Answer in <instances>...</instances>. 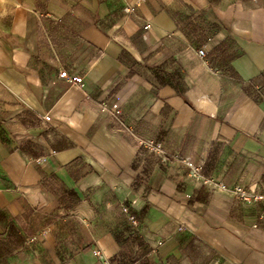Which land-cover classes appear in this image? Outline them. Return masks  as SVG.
Returning a JSON list of instances; mask_svg holds the SVG:
<instances>
[{
	"label": "crops",
	"instance_id": "obj_1",
	"mask_svg": "<svg viewBox=\"0 0 264 264\" xmlns=\"http://www.w3.org/2000/svg\"><path fill=\"white\" fill-rule=\"evenodd\" d=\"M251 244L264 0H0V264H257Z\"/></svg>",
	"mask_w": 264,
	"mask_h": 264
},
{
	"label": "built area",
	"instance_id": "obj_2",
	"mask_svg": "<svg viewBox=\"0 0 264 264\" xmlns=\"http://www.w3.org/2000/svg\"><path fill=\"white\" fill-rule=\"evenodd\" d=\"M125 9H126V11H128V12H130V11L133 10V8L130 7V6H126ZM149 26H150V24H148V25L146 26V28H148ZM199 54L201 55L202 58L206 59L207 54H206V52H205L204 49L199 50ZM74 81H76V82H78V83H81V82H82V81H81V78H80V77H77V76L74 77ZM144 145H145V146H146L151 152H153V153H155V152H162V144H161V143H157V142H155V141H153V140H150V141L145 142ZM176 157L180 158V156H179L178 154L176 155ZM180 159H182V158H180ZM183 161H185V162L191 167L192 171L197 172V173L201 172V167H200L199 165L190 162L188 159H184ZM241 197H242V199L245 200V201H250V200H252V196H250V195H248V194H246V193H243V192H241ZM253 198L256 199V200H261L263 197H261V196H255V197H253Z\"/></svg>",
	"mask_w": 264,
	"mask_h": 264
},
{
	"label": "water",
	"instance_id": "obj_3",
	"mask_svg": "<svg viewBox=\"0 0 264 264\" xmlns=\"http://www.w3.org/2000/svg\"><path fill=\"white\" fill-rule=\"evenodd\" d=\"M249 252L257 264H264V246L251 244Z\"/></svg>",
	"mask_w": 264,
	"mask_h": 264
},
{
	"label": "trees",
	"instance_id": "obj_4",
	"mask_svg": "<svg viewBox=\"0 0 264 264\" xmlns=\"http://www.w3.org/2000/svg\"><path fill=\"white\" fill-rule=\"evenodd\" d=\"M143 211H146L145 209Z\"/></svg>",
	"mask_w": 264,
	"mask_h": 264
}]
</instances>
